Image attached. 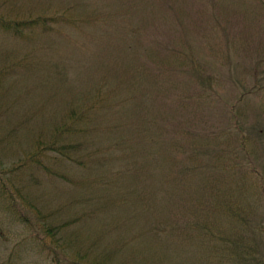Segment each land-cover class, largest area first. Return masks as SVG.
<instances>
[{
    "label": "rangeland",
    "instance_id": "obj_1",
    "mask_svg": "<svg viewBox=\"0 0 264 264\" xmlns=\"http://www.w3.org/2000/svg\"><path fill=\"white\" fill-rule=\"evenodd\" d=\"M0 15L52 21L47 32L23 38L0 33V91L12 103L5 125L16 133L7 153L16 170L0 185L28 216L14 221L0 201V264H53L47 251L31 248L30 234L45 218L72 217L54 238L70 240L71 255L80 248L91 260L88 245L100 238L120 256L177 264L191 254L170 234L156 242L149 228L175 226L178 210L189 216L178 196L193 193L189 183L203 185L197 175L171 183L166 174L178 157L209 165L216 157L209 150L220 148L221 157L253 169L222 187L249 195L242 204L262 230L264 253V0H0ZM235 129L247 136L244 155ZM51 140L70 143L71 157L46 152L25 163L33 142ZM218 216L214 232L224 235L233 224Z\"/></svg>",
    "mask_w": 264,
    "mask_h": 264
},
{
    "label": "trees",
    "instance_id": "obj_2",
    "mask_svg": "<svg viewBox=\"0 0 264 264\" xmlns=\"http://www.w3.org/2000/svg\"><path fill=\"white\" fill-rule=\"evenodd\" d=\"M48 18L46 16H36L30 19L16 20L0 15V33L23 38L34 31L47 32L52 24V21L47 20ZM5 70L4 68H0V77ZM0 87L2 88L1 83ZM10 105L12 106V103L3 101V91H0V182L1 179H9L11 174L16 170V167H12L9 164L7 155L9 149L11 150V145L14 142L12 140L16 134L13 133L15 127L7 128V125H5L11 116L5 109ZM30 115L32 116L33 114L30 113ZM30 115L22 114L20 121L28 122ZM80 116L78 117L79 119ZM30 132L28 129L27 133ZM246 137L238 130L235 131V145H233L238 154L244 155L243 145L246 142ZM33 147V151L27 155L25 163H37V155L46 154V152L53 153L55 157H71L69 154L70 143H60L51 140L42 146L33 142ZM204 151L205 149H200L199 154H202ZM209 152L216 154V157L208 159L209 165L208 163L205 164L207 160L203 157H178V160L171 161L170 171L166 174V178L172 179L171 183H179L178 181L182 179H185L184 183H186L191 176L197 175L201 178V185L203 186H192L189 183L188 188L193 193L187 196H183L185 192L182 191V188H179L178 190H181L183 195L179 194L178 204L179 206L180 204H188L185 212H188L189 216H185L182 213L183 211L178 210L179 215L175 216L177 221L175 226L170 227L166 222H157L155 226L149 228V233L151 236L152 234L154 235L156 242L165 241L168 239V234H170L172 243L177 244L181 248V251H185V253L187 251L191 254L182 258L176 257L177 264H264V253L257 251V234L262 230L259 229L258 225H250L246 219V215L250 213L251 206H243L242 204V198L249 195L241 191H236L235 193L237 194L232 195L234 192L227 190L228 184L222 187L225 182H230L231 175H236L237 181L242 176L251 174V170L253 169L246 166L247 170L250 171H245V168L238 161L239 157H221V148L219 151L210 149ZM31 164H27V167ZM256 185L259 191H261L260 186L263 185L262 179H260L259 185ZM4 194L6 193H4L0 185V201L2 206L7 210V214L12 215L14 221L23 223V219H28L27 214L23 211L24 209L19 210L13 199H9ZM204 194L207 195V202L204 206H199V203L202 202L201 198L205 197ZM190 196L194 197V201L190 199ZM233 196H235L234 199L231 198ZM235 201L236 205L234 204ZM218 203H220L221 209L214 208ZM198 207L199 211L206 217L205 219L200 218ZM204 207L206 209L203 211ZM219 214L226 219L230 217V222L233 224L230 229H227L228 233L224 235H221V232L218 231L214 232L217 228V223L215 222L221 218L218 216ZM262 218H264V215ZM51 220L52 218H45L41 229L38 228L30 234V246L32 249L42 252L47 251V253L51 254L50 261L53 264H148L141 253L135 254L132 252L128 256H120L118 249L107 247L106 245L99 246L97 243L100 238L91 240V243L88 245V248L93 251L91 260H85V253H82L80 248H75V256L71 255L72 251L69 250L71 245L69 244L72 242L70 240H67L69 242L66 240L56 242L54 238L61 230L70 226L75 221V218L64 219L55 224ZM140 236H143L142 233L138 237ZM46 238L49 239L48 242H46ZM248 238H251L253 242L248 243ZM157 246L164 254H167L165 243L157 244ZM161 258L165 257L160 255L158 260L155 259L154 264H163V261H160Z\"/></svg>",
    "mask_w": 264,
    "mask_h": 264
}]
</instances>
